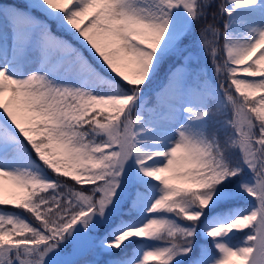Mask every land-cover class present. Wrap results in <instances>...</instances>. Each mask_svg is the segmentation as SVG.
<instances>
[{
    "label": "snow or ice",
    "instance_id": "snow-or-ice-1",
    "mask_svg": "<svg viewBox=\"0 0 264 264\" xmlns=\"http://www.w3.org/2000/svg\"><path fill=\"white\" fill-rule=\"evenodd\" d=\"M0 264H264V0H0Z\"/></svg>",
    "mask_w": 264,
    "mask_h": 264
},
{
    "label": "rangeland",
    "instance_id": "rangeland-1",
    "mask_svg": "<svg viewBox=\"0 0 264 264\" xmlns=\"http://www.w3.org/2000/svg\"><path fill=\"white\" fill-rule=\"evenodd\" d=\"M50 23H51V25H52V30H53V32H55L58 36H62V37H64V38H66V39H70V40L72 39L71 36H70L68 33L59 30V29L57 28L55 22H51V21H50ZM72 42H73L74 44H76L77 47L80 46L79 44L76 43V41L73 40ZM85 55H88V53H87L86 50H85ZM33 158L35 159L34 156H33ZM134 247H135L134 245H129V247H128V251H129L130 254H131V250H132Z\"/></svg>",
    "mask_w": 264,
    "mask_h": 264
},
{
    "label": "trees",
    "instance_id": "trees-1",
    "mask_svg": "<svg viewBox=\"0 0 264 264\" xmlns=\"http://www.w3.org/2000/svg\"><path fill=\"white\" fill-rule=\"evenodd\" d=\"M163 69L161 70V76L160 77H158V80H157V83H159L160 82V80L162 79V77H163ZM35 157V156H34Z\"/></svg>",
    "mask_w": 264,
    "mask_h": 264
}]
</instances>
